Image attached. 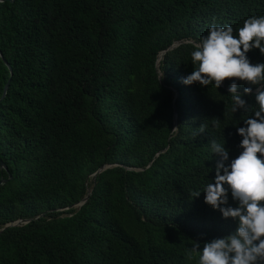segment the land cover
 Returning <instances> with one entry per match:
<instances>
[{
    "label": "trees",
    "instance_id": "16d2710c",
    "mask_svg": "<svg viewBox=\"0 0 264 264\" xmlns=\"http://www.w3.org/2000/svg\"><path fill=\"white\" fill-rule=\"evenodd\" d=\"M253 16H264V0L1 2L0 55L11 73L0 59V97L9 79L0 180L10 176L0 227L29 222L0 233V264H198L195 241L202 250L234 232L202 191L215 180L211 141H225L228 163L238 157L237 127L259 110L260 86L243 95L250 85L235 81L248 107L234 113L232 80L219 89L183 81L197 67L190 42L213 25L238 35ZM247 57L264 64L259 49ZM101 165L115 166L91 183ZM86 189L82 206L64 210Z\"/></svg>",
    "mask_w": 264,
    "mask_h": 264
},
{
    "label": "clouds",
    "instance_id": "9594fccd",
    "mask_svg": "<svg viewBox=\"0 0 264 264\" xmlns=\"http://www.w3.org/2000/svg\"><path fill=\"white\" fill-rule=\"evenodd\" d=\"M264 16H253L243 22L238 35L231 26L213 25L206 37L190 53L197 67L183 81L186 85L198 83L202 87L214 82L219 89L225 80H232L229 93L232 111L248 107L237 90L235 81L250 85L243 95H252L259 110L254 118L237 127L242 137V152L229 161V152L223 144L211 141L215 154V180L204 190L205 203L221 212L225 220L236 222L234 232L222 238L200 243L191 249L198 257V264H264V64H252L247 53L259 49L264 55ZM218 126L219 120L215 119ZM200 131L203 132V126ZM229 193L236 206L229 205ZM200 191L191 195L199 197Z\"/></svg>",
    "mask_w": 264,
    "mask_h": 264
},
{
    "label": "water",
    "instance_id": "95a60500",
    "mask_svg": "<svg viewBox=\"0 0 264 264\" xmlns=\"http://www.w3.org/2000/svg\"><path fill=\"white\" fill-rule=\"evenodd\" d=\"M5 1L11 2L12 0H0V3L1 2H5ZM190 43L193 44L194 46L196 45V44H194L192 42H190ZM180 44H182L180 41L173 42L166 50L159 52L158 55H157L156 61H155V67H157L158 61L161 59L162 55L165 52L170 51V50L176 48ZM0 59L2 60V63L5 65V67L7 68L8 72H9V75H10V73H11L10 72V68L6 64V62L2 59L1 55H0ZM157 79H159V75L157 76ZM8 81H9V79L7 80V82L5 83V85L3 87L0 100L5 95V91L7 89ZM171 90H172V94H173L172 103H174V101H175V99L177 97V92L175 90H173V89H171ZM172 110H173V117H172L173 118V127H175L176 113H175V110H174V106L173 105H172ZM164 150L156 153L153 158L157 157L160 153H163ZM150 164H151V162L147 164L146 168L149 167ZM113 166H115V165H101L93 174L90 175V182L93 183L96 175L100 174L101 172H103L106 169H109V168H111ZM0 169L6 171L5 166L1 162H0ZM126 170L139 171V169H132V168H127ZM9 179H10V176L7 175V178L6 179L0 180V185L6 183ZM89 194H90V190L89 189H86L85 196L80 201H78L77 203H75V204H73L71 206L66 207L64 210H67V209H78L80 206H82L86 202V200L89 197ZM57 211H61V210H57ZM42 216H43V213L40 214L39 216L34 217L32 220L38 219L39 217H42ZM28 222H29V220H16V221L10 222V223L5 224L2 227H0V233L2 231H4L5 229H7V228L18 227V226L24 225V224H26Z\"/></svg>",
    "mask_w": 264,
    "mask_h": 264
}]
</instances>
